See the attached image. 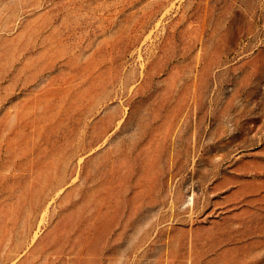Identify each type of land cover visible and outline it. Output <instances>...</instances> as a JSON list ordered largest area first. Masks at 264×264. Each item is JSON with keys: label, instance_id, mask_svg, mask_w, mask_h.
<instances>
[{"label": "rangeland", "instance_id": "374dc122", "mask_svg": "<svg viewBox=\"0 0 264 264\" xmlns=\"http://www.w3.org/2000/svg\"><path fill=\"white\" fill-rule=\"evenodd\" d=\"M0 264H264V0H0Z\"/></svg>", "mask_w": 264, "mask_h": 264}]
</instances>
